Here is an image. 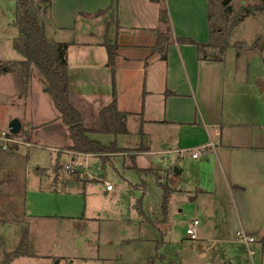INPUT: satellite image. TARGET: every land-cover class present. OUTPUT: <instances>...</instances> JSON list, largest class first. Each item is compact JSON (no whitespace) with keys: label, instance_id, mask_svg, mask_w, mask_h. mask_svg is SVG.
<instances>
[{"label":"crops","instance_id":"obj_1","mask_svg":"<svg viewBox=\"0 0 264 264\" xmlns=\"http://www.w3.org/2000/svg\"><path fill=\"white\" fill-rule=\"evenodd\" d=\"M47 1L51 2V8L46 32L51 39L68 44L69 100L81 114L90 136L99 140L98 136L102 135L99 132L100 114L116 101L118 112L126 115L128 135L144 133L151 136L157 130V136L162 135L166 147V150L157 152L179 154L172 161L177 165L176 173L183 175L191 166L196 175H204L207 182L200 187V196L211 200L204 216L218 231L220 242L223 245L227 242L237 243L238 233L243 232L255 238V250L260 247L263 250L264 84L259 83L254 88L255 94L251 92L249 69L244 63L246 51L250 50L248 46L245 51L237 49L238 63L229 67L227 52L222 61L200 60L196 46L177 42L179 38H187L197 43H210L207 0H118L116 20L110 9L112 0ZM108 41L117 43L114 74L108 64L105 47ZM253 56L255 53H252ZM6 78L14 86L19 105L27 110L24 120H19L22 127L23 124L27 125V129L21 136L23 141L15 148L10 149V145L3 140L0 146L2 261L8 253L6 246L2 247L1 244L6 241L3 229L7 219H22V222L28 217L32 222L59 218L87 219L80 211L45 214L36 207L27 208L34 203L27 202V198H35V192H28L29 178L33 177L32 184H41L46 167L38 166L28 174V155L20 153L21 146L27 149L45 147L54 152L55 160L51 168L47 167L50 168L48 171L55 168L58 161H62L63 165L66 158L70 159L71 167L84 170L82 172L86 179L90 171L84 165L87 158H98L105 166L104 163L111 162L114 157H132L145 150L118 145L128 153L111 154L105 162L101 155L70 150L72 141L68 128L38 69L32 67L27 84L17 72H8ZM38 88L41 92L35 97L32 94ZM104 116L113 121L112 110ZM4 144L8 147L5 150L2 149ZM194 149H202L201 158L200 155L196 158L186 157L185 152ZM180 152H183L182 155ZM76 159L80 163H75ZM66 167L61 166V170L63 178L69 179V171L66 169L64 172ZM83 173L78 175L84 177ZM94 173L100 176L99 179H104L101 183L107 180L103 173ZM75 176L72 175L74 179ZM53 180L49 184L52 196H56L54 198L57 200L67 198L63 200L69 201L70 193L64 195L57 189L58 176H54ZM108 192L116 195L114 189ZM34 231L33 224L27 232L30 238L24 250L27 245L29 248L33 244ZM227 232L230 234H225ZM23 238L25 232L22 235L14 234L11 240L14 250ZM25 252L24 256L16 258L11 264L29 257L35 260L46 257L51 264L61 262L57 260L53 263L51 255L32 254L29 249ZM74 260L82 262V258ZM219 264L245 262L242 258L223 255Z\"/></svg>","mask_w":264,"mask_h":264},{"label":"rangeland","instance_id":"obj_2","mask_svg":"<svg viewBox=\"0 0 264 264\" xmlns=\"http://www.w3.org/2000/svg\"><path fill=\"white\" fill-rule=\"evenodd\" d=\"M217 4L211 23L221 30L217 36L228 39V66L238 63L237 49L245 51L247 46L250 49L246 51L244 63L249 69L248 80L253 93L259 83L264 84V11H255L252 8L264 7V0H233L230 11L223 4V0H217ZM245 9L251 10L246 12ZM15 19L16 1L0 0V66L8 61L23 59L13 46L18 35ZM252 53L255 56L252 57ZM40 92L38 88L32 95L36 97ZM15 96L18 95L14 94V86L9 83L6 74H0V135L5 132L13 139L11 143L6 142L10 149L23 141L21 136L27 129V125L23 124L18 134L10 133V123L15 119L24 120L27 112L19 105V99ZM98 138L105 145L116 140L119 146L145 150L132 157H114L111 162L104 163L105 166L101 165L98 158H87L84 165L90 171L89 178L86 179L87 176L82 172L84 170L71 167L70 159L66 158L63 165L62 161H58L56 167L48 171L55 160L54 152L46 150L45 147H20V153L28 155V174L38 166L46 167L45 178L41 184H32L33 177L29 178L28 192H35V198H27V202H34L27 208L30 210L36 207L45 214L80 211L87 219L59 218L36 222H32L29 217L23 222L22 219H7L3 229L6 241L1 244L2 247L6 246L8 253L16 251L20 245L14 250L11 243L14 234L22 235L25 232L26 244L30 238L27 232L34 224L33 244L29 248L27 245L25 250L29 249L32 254L51 255L53 263L61 260L59 264H219L225 255L242 258L245 264L252 261L254 264H264V249L261 247L255 250L256 247L251 246L255 254L250 256L248 247L239 240L237 243L227 242L226 245L220 242L218 231L213 229V224L207 222L204 216L211 203L210 199L200 196V187L207 182L206 178L203 174L196 175L191 166L187 167L183 175L176 173L177 165L172 161L179 154L157 152L166 150L165 141L161 134L157 136V130L151 136L144 133H126L118 138L110 134H102ZM2 144L3 141L0 140V146ZM196 150L201 158L202 149L187 151L186 157H191ZM122 151L121 153H128L127 150ZM105 157L107 158L104 159ZM105 157L104 162L109 159V155ZM78 162L80 163L76 159L75 163ZM61 166L74 170L69 172V179L63 178ZM125 166L135 168L126 169ZM95 171L106 175L105 181L112 184L116 195L107 191L105 182L101 183L104 179H99L100 176ZM82 173L84 177L78 175ZM72 175H76L75 179ZM54 176L59 179L56 185L58 191L64 195L70 193L69 201L63 200L67 198L57 200L54 198L56 196H52L49 184L54 181ZM160 184L171 188L165 210L164 192ZM197 195L199 197L193 199ZM195 219L200 224L196 227L197 239L193 240L186 231ZM262 242L264 243V237ZM12 247L13 251L10 249ZM25 250L23 249L24 252ZM77 258H82V262L74 260ZM37 259L29 257L19 260L17 264H51L46 257Z\"/></svg>","mask_w":264,"mask_h":264},{"label":"trees","instance_id":"obj_3","mask_svg":"<svg viewBox=\"0 0 264 264\" xmlns=\"http://www.w3.org/2000/svg\"><path fill=\"white\" fill-rule=\"evenodd\" d=\"M16 1L15 24L18 35L13 41L14 49L22 56L21 61H8L0 66V74L17 72L22 75L27 84L30 78L32 67H36L44 76L47 83V91L52 97L54 105L60 113L61 119L68 128L69 137L72 141L70 150L81 154H94L108 156L123 152L114 141L109 146L104 145L99 140L90 136V131L84 126L82 116L79 111L72 106L69 100V79H68V59L67 43L57 42L51 39L46 32V21L49 16L51 2L47 0H14ZM233 0H223L227 10H231L230 4ZM209 4V21L211 29V41L208 44L197 43L192 39L179 38L178 43L191 44L197 47L200 60L222 61L226 50L230 47L228 39L217 36L221 30L211 23V17L215 8L218 7L217 0H207ZM118 0H112L110 9L114 13L116 20V9ZM246 12L251 9H245ZM252 10L264 11L262 6H254ZM239 22L236 21L235 23ZM108 55V64L115 72V58L117 55V43H105ZM166 58V54L163 55ZM112 110L113 121L105 119L107 112ZM126 115L120 113L114 101L110 107L100 114V129L102 134H112L115 137L126 134ZM164 192V210L169 199L171 189L167 185L160 184ZM25 246V238L20 242L19 248L6 253L0 264H11L12 261L22 255ZM23 248V249H22ZM56 264V263H54Z\"/></svg>","mask_w":264,"mask_h":264},{"label":"built area","instance_id":"obj_4","mask_svg":"<svg viewBox=\"0 0 264 264\" xmlns=\"http://www.w3.org/2000/svg\"><path fill=\"white\" fill-rule=\"evenodd\" d=\"M0 140H3L5 143L6 142H13V139L8 137V134H6L5 132H2L0 135ZM8 147L6 146V144H4V146L2 147L3 150L7 149ZM206 148V147H205ZM204 149V148H202ZM200 150V149H199ZM183 152H180V154L182 155ZM198 156V151H194V153H192V157L196 158ZM67 170L69 172H74V170L72 168H68ZM105 186L107 191H112L114 188L112 186V184H110L109 182L105 181ZM199 225V221L198 220H194L192 223V226L190 228L187 229V234L190 235L191 239L195 240L197 238L196 236V227ZM238 240L242 243H244L247 247H248V252L250 254V256H254L255 254V250L253 248H251V246L254 245L255 243V238L251 235H247L243 232L238 233Z\"/></svg>","mask_w":264,"mask_h":264},{"label":"water","instance_id":"obj_5","mask_svg":"<svg viewBox=\"0 0 264 264\" xmlns=\"http://www.w3.org/2000/svg\"><path fill=\"white\" fill-rule=\"evenodd\" d=\"M21 128L22 126H21L20 121L16 119L10 123V133L13 135L18 134L21 131Z\"/></svg>","mask_w":264,"mask_h":264}]
</instances>
